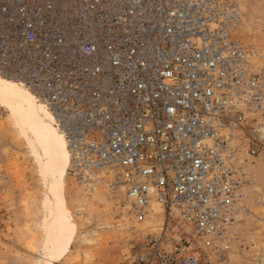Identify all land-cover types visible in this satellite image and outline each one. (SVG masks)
<instances>
[{"label":"built area","instance_id":"2783aa9c","mask_svg":"<svg viewBox=\"0 0 264 264\" xmlns=\"http://www.w3.org/2000/svg\"><path fill=\"white\" fill-rule=\"evenodd\" d=\"M239 21L236 0H0V75L47 105L71 178L122 192L131 234L160 218L118 264L230 247L240 157L264 147V78Z\"/></svg>","mask_w":264,"mask_h":264},{"label":"rangeland","instance_id":"374dc122","mask_svg":"<svg viewBox=\"0 0 264 264\" xmlns=\"http://www.w3.org/2000/svg\"><path fill=\"white\" fill-rule=\"evenodd\" d=\"M236 2L240 21L235 36L249 47L264 78V0ZM16 121L0 103V207L4 214L0 264H36L43 258L50 210L39 157ZM240 164L248 180L240 221L224 258L212 255L204 264H264V147L254 156L243 154ZM64 197L75 232L69 251L52 264L122 263L130 247L146 233L156 231L161 222L159 217L153 218L143 223L137 234L129 233L127 219L120 216L122 192L81 186L67 169ZM154 208L158 210V205Z\"/></svg>","mask_w":264,"mask_h":264},{"label":"bare ground","instance_id":"6f19581e","mask_svg":"<svg viewBox=\"0 0 264 264\" xmlns=\"http://www.w3.org/2000/svg\"><path fill=\"white\" fill-rule=\"evenodd\" d=\"M0 103L12 112L39 157L51 220L45 230L43 258L36 264H52L69 251L75 232V222L64 197V176L69 160L65 137L47 105L20 80L0 75Z\"/></svg>","mask_w":264,"mask_h":264},{"label":"crops","instance_id":"0c3cea01","mask_svg":"<svg viewBox=\"0 0 264 264\" xmlns=\"http://www.w3.org/2000/svg\"><path fill=\"white\" fill-rule=\"evenodd\" d=\"M116 263V262H115ZM115 263H113V264H115Z\"/></svg>","mask_w":264,"mask_h":264}]
</instances>
